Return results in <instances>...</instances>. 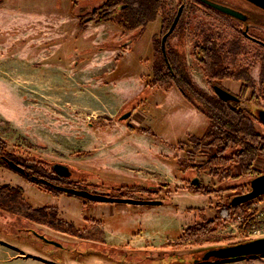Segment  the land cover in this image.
Segmentation results:
<instances>
[{"label": "rangeland", "instance_id": "rangeland-1", "mask_svg": "<svg viewBox=\"0 0 264 264\" xmlns=\"http://www.w3.org/2000/svg\"><path fill=\"white\" fill-rule=\"evenodd\" d=\"M213 1L243 11L251 8L242 0ZM103 2L80 0L72 7L70 0L1 1L0 139L14 156L11 162L30 175L38 172L43 179H55L57 174L51 169L61 164L72 170L70 179H75L63 181L76 184L78 189L112 194L109 185L101 184H128L137 191L125 190L132 199L151 197L162 203L152 207L84 205L78 197L44 193L31 185L30 175L26 181L15 171L0 167V186L12 188L4 196L0 191V206L5 209L0 210V243L6 247L0 264L156 262L146 254L131 251L117 253L118 263L113 262L111 256L102 254L98 244L106 235L113 236L111 243L122 237H139L133 245L182 253H172L168 262L176 264L189 258L184 252L241 239L225 222L216 226V206L247 189L251 178L221 187L206 172L188 169L180 176L177 161H188L185 166H191L189 156L193 155L192 162L198 168L204 163L200 148L196 152L191 141L197 142L193 135L203 132L201 126L207 122L175 86L150 91L144 86L151 80L154 63L162 59V35L180 7L177 24L165 44L166 54L170 59L179 55L183 73L208 97H214L212 80L206 78L202 61L196 58V53L201 56L200 50L210 48L204 39L214 38L223 60L221 73L234 75L233 79L220 78V85L238 93L243 81L235 78L248 79L249 89L240 107L264 109V48L243 36V23L196 0H162L163 20L157 16L143 31H123L112 23H97L92 12L100 14L97 9ZM249 32L264 38L260 30ZM141 98L143 104H138ZM252 126L264 136L263 125L254 121ZM253 166L264 173V158H256ZM195 177L201 182L199 186L214 192L208 196L194 192L199 188L191 184ZM15 185L22 187L23 199L35 211L31 209L30 213L25 205H18ZM237 185L244 188L232 190ZM259 199H264V194ZM42 206L51 208L38 209ZM98 212L102 228L95 220ZM209 222H216L215 228L207 225ZM26 228L64 248L57 249L20 232ZM188 228L193 229V235L182 233ZM160 261L166 264V257ZM259 263L258 258H241L207 264Z\"/></svg>", "mask_w": 264, "mask_h": 264}, {"label": "trees", "instance_id": "trees-1", "mask_svg": "<svg viewBox=\"0 0 264 264\" xmlns=\"http://www.w3.org/2000/svg\"><path fill=\"white\" fill-rule=\"evenodd\" d=\"M1 1L2 0H0V3ZM70 1L71 6L74 7L79 3L80 0ZM103 1V4L97 9L101 11V13L96 15L95 12H92V15L96 16L95 18L97 23L112 22L123 31H131L134 29L144 30L145 26L153 22L157 16L160 17L161 21L163 20V15L162 13H160V9L163 4L162 0ZM79 25L80 30L82 28L80 22ZM212 39L214 38L204 39L205 43L209 44L210 48L207 46V48L201 50L203 60L200 63L203 65L206 78L209 81L225 77L233 79L234 75L224 76L221 73L222 69H224L222 56L220 50L217 49L214 45ZM212 44L214 45L213 47ZM180 60L181 59L179 55H173L172 59L169 58L171 69L168 68L167 65H165L162 59L159 63L155 62L153 65L154 70L151 80L147 84H145L144 89L148 91H150L151 89L154 90L159 88L168 90L170 87L175 86L180 91L181 95L186 99V101L205 117L207 125L203 130L201 136L198 138H194L197 139V142L191 141L190 139L191 143H195V151L197 152L200 148V154L204 157V163L198 168V170L201 172H206L211 181L216 180L217 182H219V185H221V187L226 186L227 183L238 182L245 179L247 180L260 174V172H258L253 166L254 160L256 158H264V136H260L252 129V122L256 121L260 123V121H258V119L253 114V108L256 106L250 105L249 107H240L239 104L223 102L215 96L212 98L206 96L202 91L197 89L192 84L188 75L183 73L184 71L181 70L182 66ZM164 66H166L167 69ZM242 78L243 77H236L235 79L238 81H243L241 82L243 85L242 90L246 91L247 89H249L246 83L248 82V79ZM148 91L146 93V96L148 94ZM141 99L142 100H139L138 104H143V98ZM249 100L251 101L252 97L249 98ZM128 131L133 130L129 129ZM140 133L147 134L149 133V131L141 130ZM7 146V143L0 139V167L8 168L7 162L12 161L10 159H13L14 157H12V153L8 151ZM189 158L192 160L193 155H190ZM185 164L183 162H180V160L177 161V167L179 171L182 172L190 169V166H185ZM35 173H37L36 175H33L35 178H43L42 175L38 174V172ZM51 180L55 183L61 181L57 177ZM36 181L38 184H40L39 179ZM29 182L33 183L32 180ZM242 187L243 186L241 185H237L236 187L232 188V190L236 189L240 191ZM45 188L50 189L53 195H59L61 193L51 187ZM127 189L137 192L133 185H121L118 188V192L121 194V197L131 198L125 191ZM205 189L202 186H199V188H197L194 192H201L202 194L206 195L214 192V190L212 189ZM228 189L226 188L225 190ZM9 190H12V188L8 187L7 185L0 186L2 196H4L5 194H9ZM13 191L19 196L17 197L18 199H16L20 207L22 205H25V207L28 208V211H30L31 209L35 211V209L32 208L23 199L22 190L20 188H15L13 189ZM145 192L147 194V191ZM259 197L256 199H259ZM3 201L4 199H2L1 202ZM250 202L251 201L238 206H232L230 204V198L228 197L225 204L219 207L216 206L217 212L215 219L219 221L216 226H221L225 221L237 216L245 207L248 206ZM88 203L95 204V202L92 201H88ZM50 208L51 207L42 206L38 209L47 210ZM0 210L5 211V209L2 207L0 208ZM12 214L15 215V217H18L16 213H11V215ZM26 218L27 220L33 221L31 216H26ZM217 220L215 221L217 222ZM211 224L212 222L207 223V225L209 226H211ZM215 224H212V227H214ZM191 230L193 229L188 228L182 233H189L190 235H193V233H191ZM196 232L198 231L196 230L195 233ZM102 250V254L111 256V259L114 261H116L115 258L116 255H118L117 253H122L109 248H102ZM150 256H153V252L150 254ZM169 260L170 258L166 257L167 264H169ZM151 262L153 263L154 261Z\"/></svg>", "mask_w": 264, "mask_h": 264}, {"label": "water", "instance_id": "water-1", "mask_svg": "<svg viewBox=\"0 0 264 264\" xmlns=\"http://www.w3.org/2000/svg\"><path fill=\"white\" fill-rule=\"evenodd\" d=\"M200 4L204 5L205 7L212 9L213 11L220 13L226 17H229L233 20L239 22L247 21L248 15L251 14L252 16H264V0H242L249 7L248 10H239L229 5H225L223 3H219L213 0H196ZM181 7L178 9L176 16L174 17L169 29L161 38V49L164 52V42L166 38L170 35L173 31L178 18L180 16ZM259 26L264 28V19L263 21H259ZM248 29V25L245 26L242 34L246 37V31ZM255 42L261 44L264 47V43L260 42L256 39H253ZM215 93L224 101L229 99H235L233 95L229 92L219 88L214 87ZM253 114L255 117L260 121V123L264 126V109L260 107L253 108ZM7 165L18 173H22V169L14 164L11 161L7 162ZM52 169L58 176H66L69 173V170L66 166L61 164L53 165ZM195 184V182H192ZM249 191L241 194L236 195L231 198V205L237 206L240 204H244L248 201H252L259 196L264 194V173L259 174L248 181ZM58 189L62 192H66L68 194L74 195L76 197L84 198L92 202L98 203H119V204H128V205H136V206H158L162 203L159 200H137V199H122V198H110L107 196L93 194L85 190H75L69 188H61ZM38 239H40L43 243L55 246L57 248L61 247V243L55 242L53 240H49L42 235H38L34 233ZM118 252H125V251H118ZM155 252V256H149L151 259H158L159 263L160 260L164 257L170 258L172 253L181 255L182 253L179 252H166L164 249L153 251ZM186 253V254H184ZM183 254L189 256L187 261L185 259L179 260L176 264H207L213 262H223L228 260H235L241 258H257L264 256V237H256V238H241L239 241L235 242H227V243H218L214 245H209L205 247L196 248L193 251L184 252ZM164 256V257H163ZM157 257V258H155ZM183 257V256H182ZM113 262L118 263L117 261L112 260ZM154 263V262H153ZM160 264H164L161 262ZM167 264V263H166Z\"/></svg>", "mask_w": 264, "mask_h": 264}, {"label": "flooded vegetation", "instance_id": "flooded-vegetation-1", "mask_svg": "<svg viewBox=\"0 0 264 264\" xmlns=\"http://www.w3.org/2000/svg\"><path fill=\"white\" fill-rule=\"evenodd\" d=\"M181 11H182V9H181ZM248 15V18H247V21H245V22H239V21H237L238 23H243L244 24V28H245V26H247L248 25V29H247V31H246V34L248 35V37H246V36H244L245 38H247L248 40H250L251 42H253V43H255V44H257L258 46H260V47H262V48H264L261 44H259V43H257V42H255L253 39H256V40H258V41H260V42H263L264 43V38L263 37H260V36H258L257 34H255V33H252V32H249V30L250 29H256V30H260L261 31V33L264 35V28L263 27H261V26H259V21H263V19H264V16H252L251 14H247ZM102 23H112V22H102ZM112 24H114V23H112ZM177 24V23H176ZM116 25V24H115ZM117 26V25H116ZM119 28V27H118ZM175 28V27H174ZM239 29L241 30V29H243L242 27H239ZM134 30H136V29H134ZM174 30V29H173ZM132 31V30H131ZM140 31H143V30H140ZM173 32V31H172ZM171 32V33H172ZM170 33V34H171ZM165 33H163V35H164ZM162 35V36H163ZM169 37V36H168ZM167 37V38H168ZM137 38V37H136ZM167 38H166V40H165V42H164V52L162 51V49H161V44H160V52H161V58H162V60L164 61V63H165V65H167V67L168 68H170L171 69V66H170V62H169V56L166 54V50H165V44H166V41H167ZM161 42V41H160ZM131 43H132V41H131ZM199 53H201V50L199 51ZM196 58H197V60H199L200 59V61H202L203 60V57H202V55L201 56H199L198 55V53H196ZM221 80V79H220ZM213 81H215V83L217 82H220L219 81V79H214V80H212V83H211V89L213 90V93H214V96L215 97H217L218 99H220L221 101H223V102H231V103H236V104H239V105H241V102H242V100H243V96H244V92L245 91H243L242 90V87H243V85H242V83L240 84V86H239V89H238V93H235V92H232V91H230V90H228V89H225L222 85H220L219 83L218 84H215V83H213ZM219 87V88H221V89H223V90H225V91H227V92H229L231 95H233L234 97H235V99L233 100V99H229V100H226V101H224V100H222L216 93H215V91H214V87ZM177 89V88H176ZM177 91L180 93V91L177 89ZM180 95H181V93H180ZM142 104V103H141ZM139 106V105H138ZM205 118V117H204ZM206 120V119H205ZM203 132H201L199 135H193V136H195L196 138H198V137H200L201 136V134H202ZM179 159V158H178ZM194 160V157H193V159L192 160H190L189 161V163H191V166H190V169L189 170H192V171H199L198 170V167L196 166V164H195V162H192ZM176 161H177V159H176ZM186 163H188V161L186 162ZM16 165H18L21 169H22V173H18V172H16V173H18L20 176H22L21 178L23 179V180H26V181H28L29 179H27V177H29L28 175H30L29 173H28V171L27 170H25L21 165H19V164H16ZM67 167V166H66ZM8 168L10 169V170H12V171H14L13 169H11L9 166H8ZM68 168V167H67ZM52 170V172L53 173H55L54 172V170L53 169H51ZM69 170V173H68V175H66V176H57V175H55L57 178H59L61 181L60 182H57V183H55V182H53L51 179H43V178H35L33 175H30V180H32L33 181V183H31V185L32 186H34L35 188H37L38 190H40V191H42V192H44V193H48V194H50V195H52V196H54V197H57V196H59V195H67V196H74V195H71V194H68V193H66V192H62V191H60L59 189H58V187H61V188H69V189H75V190H81V189H78L77 187L78 186H76V184H73V183H65L64 181H63V179H70L71 177H73V172H72V170H70V169H68ZM179 170V169H178ZM201 172V171H200ZM203 172V171H202ZM179 173H180V176L181 175H183V173L181 172V171H179ZM259 175V174H258ZM25 176V177H24ZM207 176V175H206ZM40 180V184H38L37 183V181L36 180ZM183 179V176L181 177V179L180 180H182ZM75 179L74 178H72V179H70L69 181H74ZM192 182H195V186L196 185H198L199 186V184H201V182H200V180H199V178H197V177H195V178H193V180H191V184H192ZM102 186L103 185H109V189L110 190H112V192L114 193H102V194H99V195H103V196H107V197H110V198H122V199H127L126 197H121V194L119 193V192H114L115 190H118V188L119 187H117V185H115V184H111V183H108V182H105V183H102L101 184ZM120 185H128V184H119L118 186H120ZM41 186H45V187H51V188H54L55 190H57V191H59V192H61L59 195H53L52 194V192L50 191V189H46L45 187H41ZM14 188H20L21 190H22V187L21 186H19V185H15L14 186ZM244 188V187H243ZM234 190H236V189H234ZM242 190V189H241ZM240 190V191H241ZM23 191V190H22ZM249 191V187H247V189H245V190H243V191H241V192H239V193H237L236 195H241V194H244V193H246V192H248ZM236 195H233V196H236ZM208 196V195H207ZM74 197H76V196H74ZM78 198H80V197H78ZM82 201H83V204L84 205H88L89 203H88V201L89 200H87V199H84V198H80ZM132 199V198H131ZM146 200H154L153 198H151V197H147L146 198ZM249 202V201H248ZM95 203H98V202H95ZM109 204H113V203H109ZM116 204H119V203H116ZM230 204H231V198H230ZM241 205V204H240ZM233 206V205H232ZM238 206V205H237ZM150 207H152V206H150ZM1 208V207H0ZM23 232L24 234L26 233V234H30V236H34L35 238H37V236L33 233V232H31L28 228H26V229H24V230H20V232ZM43 236V235H42ZM45 237V236H44ZM46 238V237H45ZM38 239V238H37ZM38 240H40V239H38ZM50 240V239H49ZM41 241V240H40ZM49 245V244H48ZM62 245V244H61ZM52 246V245H51ZM64 248V246L62 245L61 247H59V248H57V249H63Z\"/></svg>", "mask_w": 264, "mask_h": 264}, {"label": "built area", "instance_id": "built-area-1", "mask_svg": "<svg viewBox=\"0 0 264 264\" xmlns=\"http://www.w3.org/2000/svg\"><path fill=\"white\" fill-rule=\"evenodd\" d=\"M232 234L241 238L264 237V199L251 201L234 219L225 221ZM264 264V256L257 257Z\"/></svg>", "mask_w": 264, "mask_h": 264}, {"label": "crops", "instance_id": "crops-1", "mask_svg": "<svg viewBox=\"0 0 264 264\" xmlns=\"http://www.w3.org/2000/svg\"><path fill=\"white\" fill-rule=\"evenodd\" d=\"M204 120H205V118H204ZM205 125H206V123H203V125L201 126V129L200 130L203 131L204 130L203 127ZM200 198L202 199L203 197L196 196V199H200ZM207 199H208V197H207ZM123 211H127V209L124 207L123 208ZM100 217H101V215L98 212L97 215L95 216V220H99L101 222ZM102 227H103V224L101 222V228ZM112 237H113L112 235L111 236H108V237L106 235L105 239L103 241H99L98 244L101 245V247L104 248V249L109 248V249H113L114 251H131L132 253H138V254H141V255L142 254H146V256H147L148 259H149L150 254L153 251L160 250L159 247L156 248V247H147V246L145 247L144 245H140V246L139 245H133L134 244V241H136L137 238H139V237H137V238H135V237H132V238L131 237H122L117 242L111 243L110 242V240H111L110 238H112ZM5 249H6L5 243H3V242L0 243V262L2 260L4 261L3 257L5 255ZM162 249H165V248H162ZM153 253H155V252H153ZM158 261H156V262H158ZM156 262L154 264H156ZM129 264H131V263H129Z\"/></svg>", "mask_w": 264, "mask_h": 264}]
</instances>
